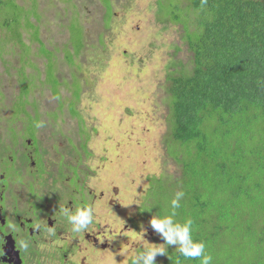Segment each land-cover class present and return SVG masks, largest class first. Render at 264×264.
<instances>
[{"label":"rangeland","instance_id":"obj_1","mask_svg":"<svg viewBox=\"0 0 264 264\" xmlns=\"http://www.w3.org/2000/svg\"><path fill=\"white\" fill-rule=\"evenodd\" d=\"M15 1H25L28 8L22 16L30 13V27L20 30L18 42L10 29L0 28V138L8 141L9 126L15 131L23 127V119L14 118L9 124L7 117L18 102L27 101L26 111L37 117L39 131L61 144L58 153L46 146L44 181L68 195L79 176L74 168L69 170L73 175L67 188V175H55L53 169L60 165L66 174L69 164H77L83 197L94 211L86 233L70 236L63 230L54 243L75 245L66 264H129L135 252L163 243L149 221L167 211L171 200L167 183L183 172L169 146L166 93L169 72L179 75L178 61L187 62L190 55L181 25L161 14L159 6L168 0H110L113 13L108 23L106 18L103 22L98 0H71L73 7L67 0ZM75 40L81 42L78 48ZM45 58L52 61L58 86L49 91V86L38 85L29 95L23 94L24 84L34 85L43 77ZM75 91L78 99L72 100ZM58 94L61 101L56 103ZM25 132L26 137L35 133L30 122L17 134ZM155 178L165 185L159 188ZM42 192L52 199L56 191L46 187L39 189L44 196ZM81 205L76 203L77 208ZM166 256L158 255L156 261Z\"/></svg>","mask_w":264,"mask_h":264},{"label":"trees","instance_id":"obj_2","mask_svg":"<svg viewBox=\"0 0 264 264\" xmlns=\"http://www.w3.org/2000/svg\"><path fill=\"white\" fill-rule=\"evenodd\" d=\"M98 1L108 23L111 1ZM179 1L159 6L168 21L181 25L190 53L187 62L178 61L179 75L166 77L169 146L183 167L181 177L167 183L171 198L177 191L185 193L177 218L193 220L194 238L206 243L213 264H264V0ZM27 8L25 1L0 0V28L10 29L17 42L20 30L30 27V13L22 16ZM82 31L79 26L81 41ZM1 54L2 45L0 59ZM51 63L47 59L43 82L56 88ZM22 78L24 84L26 75ZM28 87V82L21 87L23 94ZM27 104L18 102L11 117L23 112L38 121L25 110ZM32 109L37 111L36 103ZM154 181L159 188L165 185ZM177 261L199 264L171 246L156 264Z\"/></svg>","mask_w":264,"mask_h":264},{"label":"flooded vegetation","instance_id":"obj_3","mask_svg":"<svg viewBox=\"0 0 264 264\" xmlns=\"http://www.w3.org/2000/svg\"><path fill=\"white\" fill-rule=\"evenodd\" d=\"M44 76L45 73L38 82L41 88L49 86L47 82H43ZM28 88L26 89L27 95L30 94L33 85ZM47 88L50 91V86ZM76 89L77 91L81 90L79 84ZM73 95L74 92H72V100H77V95ZM54 100L56 103L61 101L59 94ZM36 106L38 107L37 103ZM18 117L24 120L23 127L15 131L13 127L9 126L7 129L8 141L0 138V264H66L71 260V248L74 249L75 245H71L70 248L64 244L54 243H57L56 240L61 238L63 230H67L70 236L82 234L72 232L71 226L59 215V209L64 206L75 209L78 202L82 204L81 206H87V201L83 197L78 165L69 164V167L65 168L66 174L60 170L62 168L60 165L53 169L56 171L55 175L60 177L67 175V188H71L70 177L73 175L69 170L74 168L72 171L79 176L80 180L74 179L75 185L71 188L73 192L68 195L58 192L59 189L53 184L46 183L44 181L47 174L45 167L48 163L46 146L48 145L58 153L61 144L57 138H50L48 132L41 133L38 121L34 123L27 114L22 112L15 116V118ZM7 119L11 124L14 118H11L10 114ZM25 122H30L35 130V133L29 134L30 137H26L27 132L23 135L17 134L24 129ZM46 187H49L50 190L54 188L56 191L52 199L45 197L43 192L44 196L39 194V189L44 190ZM30 198H34L33 202L35 203L31 202ZM65 199H67L66 202ZM33 207H38V210ZM65 222L66 226H64ZM37 224L41 225L39 230L35 228ZM48 227L55 230V235L48 233ZM85 233L82 236L86 239ZM49 253L55 255L51 256ZM56 261L57 263H55Z\"/></svg>","mask_w":264,"mask_h":264},{"label":"clouds","instance_id":"obj_4","mask_svg":"<svg viewBox=\"0 0 264 264\" xmlns=\"http://www.w3.org/2000/svg\"><path fill=\"white\" fill-rule=\"evenodd\" d=\"M202 3H206V0H202ZM184 196L183 191H177L171 198L167 211L163 215H153L149 221L150 228L160 236L163 243L160 246L146 247L135 252L129 257V264H156V257L167 255L169 246L175 248L185 260H199V264H213V257L207 252L206 243L194 238L193 220L190 217L182 220L177 218V210L182 207L181 201ZM150 208L151 205L145 209ZM59 215L67 221L74 233L86 232L94 222V211L89 206L75 209L64 206L59 209ZM35 228L39 230L41 225L37 224ZM47 231L50 235H55L53 228L48 227ZM143 231L142 229L141 235Z\"/></svg>","mask_w":264,"mask_h":264}]
</instances>
